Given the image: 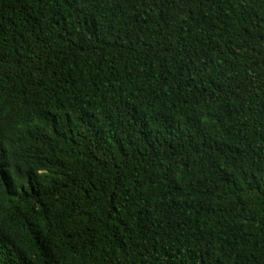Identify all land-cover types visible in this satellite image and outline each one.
Returning <instances> with one entry per match:
<instances>
[{
  "label": "trees",
  "instance_id": "16d2710c",
  "mask_svg": "<svg viewBox=\"0 0 264 264\" xmlns=\"http://www.w3.org/2000/svg\"><path fill=\"white\" fill-rule=\"evenodd\" d=\"M0 264H264V0H0Z\"/></svg>",
  "mask_w": 264,
  "mask_h": 264
}]
</instances>
